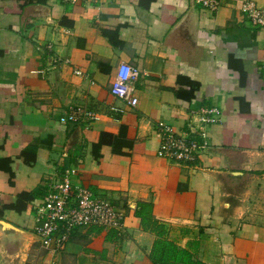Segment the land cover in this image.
<instances>
[{"label": "crops", "instance_id": "obj_1", "mask_svg": "<svg viewBox=\"0 0 264 264\" xmlns=\"http://www.w3.org/2000/svg\"><path fill=\"white\" fill-rule=\"evenodd\" d=\"M240 3L0 0V264H154L141 202L203 264H264V26ZM122 64L140 71L135 106L110 91ZM74 106L99 118L62 123ZM211 106L220 121L194 165L157 156L160 123L185 130ZM70 167L123 210V228L108 240L79 228L52 253L32 231L34 205ZM21 192L36 198L3 208Z\"/></svg>", "mask_w": 264, "mask_h": 264}, {"label": "built area", "instance_id": "obj_2", "mask_svg": "<svg viewBox=\"0 0 264 264\" xmlns=\"http://www.w3.org/2000/svg\"><path fill=\"white\" fill-rule=\"evenodd\" d=\"M195 1L203 9L215 12L225 0ZM239 8L254 26H264V9L253 1L241 0ZM63 62L69 63V59H64ZM139 72L135 66L120 65L110 85L111 93L135 106L138 100L133 96V83ZM75 73L80 74V71ZM220 115V109L215 106L203 107L199 111L197 125L188 124L185 130H177L171 125L160 123L157 156L183 165H194L199 154L208 147L205 128L220 121ZM98 118L96 111L74 106L59 120L62 123L89 122ZM76 174L77 169L70 167L52 175L43 198L34 205L32 231L45 251L62 252L71 235L82 227L96 225L122 232L123 210L108 197L93 194L87 187L74 183Z\"/></svg>", "mask_w": 264, "mask_h": 264}, {"label": "trees", "instance_id": "obj_3", "mask_svg": "<svg viewBox=\"0 0 264 264\" xmlns=\"http://www.w3.org/2000/svg\"><path fill=\"white\" fill-rule=\"evenodd\" d=\"M24 2L13 8H5L6 11L21 12ZM194 83V88H198V83ZM44 196V195H43ZM36 198V194L30 192H21L17 195L15 202L6 204L3 208L8 209H21L25 207L26 202H32ZM43 198V197H42ZM41 198V199H42ZM40 199V200H41ZM39 200V201H40ZM38 201V202H39ZM25 202V203H22ZM139 209L136 211L137 216L140 218L141 225L144 229L149 230L155 235V241L153 243L152 250L150 252V259L154 264H203L201 261L192 258L189 251L185 249H177L175 244L165 237L164 225L159 223L152 217L151 203H139ZM1 213V211H0ZM93 230L100 231L104 229L101 226L92 225ZM105 230V229H104ZM106 239H110L111 235H117L118 232L114 229L107 230Z\"/></svg>", "mask_w": 264, "mask_h": 264}, {"label": "water", "instance_id": "obj_4", "mask_svg": "<svg viewBox=\"0 0 264 264\" xmlns=\"http://www.w3.org/2000/svg\"><path fill=\"white\" fill-rule=\"evenodd\" d=\"M35 235V234H34ZM36 236V235H35ZM37 237V236H36Z\"/></svg>", "mask_w": 264, "mask_h": 264}]
</instances>
